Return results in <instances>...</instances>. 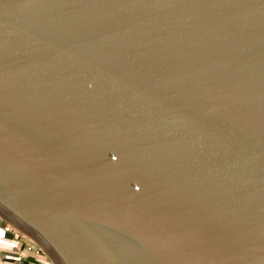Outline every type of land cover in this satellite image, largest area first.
<instances>
[{
    "label": "water",
    "instance_id": "water-1",
    "mask_svg": "<svg viewBox=\"0 0 264 264\" xmlns=\"http://www.w3.org/2000/svg\"><path fill=\"white\" fill-rule=\"evenodd\" d=\"M0 218L53 264H264V0H0Z\"/></svg>",
    "mask_w": 264,
    "mask_h": 264
},
{
    "label": "built area",
    "instance_id": "built-area-1",
    "mask_svg": "<svg viewBox=\"0 0 264 264\" xmlns=\"http://www.w3.org/2000/svg\"><path fill=\"white\" fill-rule=\"evenodd\" d=\"M21 252L23 254H20ZM0 257L1 260L11 262V264H53L37 244L19 229L2 219L0 223Z\"/></svg>",
    "mask_w": 264,
    "mask_h": 264
},
{
    "label": "crops",
    "instance_id": "crops-1",
    "mask_svg": "<svg viewBox=\"0 0 264 264\" xmlns=\"http://www.w3.org/2000/svg\"><path fill=\"white\" fill-rule=\"evenodd\" d=\"M0 223H1V219H0ZM20 254H23V252H21ZM46 261H44V262L46 263ZM0 264H11V262L3 261V260H1V257H0Z\"/></svg>",
    "mask_w": 264,
    "mask_h": 264
}]
</instances>
